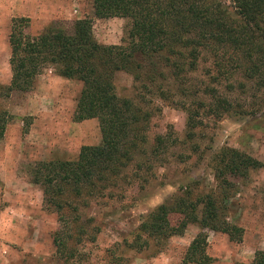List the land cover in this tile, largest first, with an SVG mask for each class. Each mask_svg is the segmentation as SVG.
<instances>
[{
	"label": "trees",
	"instance_id": "trees-1",
	"mask_svg": "<svg viewBox=\"0 0 264 264\" xmlns=\"http://www.w3.org/2000/svg\"><path fill=\"white\" fill-rule=\"evenodd\" d=\"M91 8L97 19L129 21L120 44H98L86 18L51 23L32 37L23 32L26 18H12L7 38L11 73L7 91L30 90L34 79L50 67L58 77L81 84L73 122L95 119L98 125V146H81L72 161L38 162L31 172L32 182L41 188L44 208L57 216L52 245L62 264H75L79 247L93 242L98 231L90 218H82L81 209L88 207L90 199L103 197L107 189L115 187L128 167L142 166L135 157L146 154L144 133L153 110L148 108L151 100H146V95L167 103H178L176 95L193 96L199 91L191 92V76L202 61L209 63L204 67L209 85L204 83L201 92L208 94L210 101L197 103L202 112L178 103L186 112L187 135L192 136V130L200 125V113L218 118L231 110L239 114L264 112V0H91ZM116 72L130 76L131 97L115 94L112 81ZM224 90L248 93L252 102L246 106L250 110L243 109L245 103H233ZM5 123L0 116V139ZM171 134L156 136L150 154L165 152L174 143ZM212 162L219 188L231 185L225 176L245 178L249 171L264 167L228 147L221 148ZM171 216H177L173 223ZM189 224L198 225L199 232L180 264L210 263L205 230L224 234L232 242L241 240L242 229L223 218L213 195L203 194L179 196L170 205H158L139 224L135 241L122 248L140 251L148 240L180 236ZM110 258L111 264H125L121 256ZM248 264H264V252L256 250Z\"/></svg>",
	"mask_w": 264,
	"mask_h": 264
},
{
	"label": "rangeland",
	"instance_id": "rangeland-1",
	"mask_svg": "<svg viewBox=\"0 0 264 264\" xmlns=\"http://www.w3.org/2000/svg\"><path fill=\"white\" fill-rule=\"evenodd\" d=\"M32 3L37 14L25 9ZM12 18H26L23 32L31 37L51 23L86 18L91 21L93 39L105 46L118 45L125 39L129 21L93 17L91 0H0V116L6 121L0 139V264H62L52 245L57 216L44 208L41 188L32 182L31 172L38 162L75 160L81 146L100 144V134L95 119L72 120L81 84L58 77L50 67L34 79L30 90H6L11 76L7 38ZM208 66L201 61L191 76V92H199L184 98L176 95L174 100L190 104L191 109L199 102L209 104L208 94L201 92L204 83L209 85L204 76V67ZM112 82L119 98L132 96L129 75L116 72ZM226 95L250 110L246 106L252 102L248 93ZM145 98L151 100L148 108L153 110L144 133L142 147L146 154L135 157L142 166L128 167L115 187L107 189L103 197L90 199L88 207L81 209L82 218H90L98 231L93 242L79 247V261L74 263L111 264V255L121 256L125 264H180L199 232L198 225H187L180 236L148 240L147 247L140 251L122 247L135 241L139 224L158 205H170L179 196L195 198L203 194L213 195L223 218L242 229L240 242L205 230L209 264L250 263L256 250L264 252V167L249 171L245 178L225 176L231 185L219 188L212 160L221 148L228 147L264 166V112L239 114L231 110L218 118L200 113L201 123L189 136L186 112L178 103L148 95ZM202 109L198 105L197 110ZM169 131L174 143L165 152L150 154L155 137ZM176 219L170 217L172 223Z\"/></svg>",
	"mask_w": 264,
	"mask_h": 264
},
{
	"label": "crops",
	"instance_id": "crops-1",
	"mask_svg": "<svg viewBox=\"0 0 264 264\" xmlns=\"http://www.w3.org/2000/svg\"><path fill=\"white\" fill-rule=\"evenodd\" d=\"M14 1H17V0H14ZM25 9L26 10H32L33 13H35V14H37V10H38L36 7H34L33 3L31 6H29V9L28 8H25Z\"/></svg>",
	"mask_w": 264,
	"mask_h": 264
}]
</instances>
